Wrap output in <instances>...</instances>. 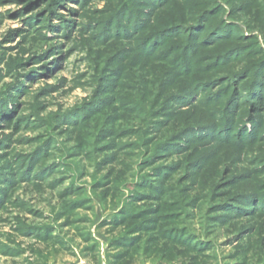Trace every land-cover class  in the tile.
<instances>
[{
    "label": "rangeland",
    "instance_id": "obj_1",
    "mask_svg": "<svg viewBox=\"0 0 264 264\" xmlns=\"http://www.w3.org/2000/svg\"><path fill=\"white\" fill-rule=\"evenodd\" d=\"M0 264H264V0H0Z\"/></svg>",
    "mask_w": 264,
    "mask_h": 264
}]
</instances>
